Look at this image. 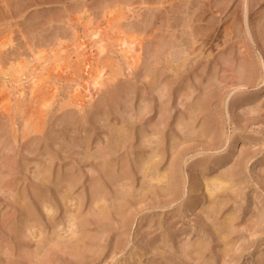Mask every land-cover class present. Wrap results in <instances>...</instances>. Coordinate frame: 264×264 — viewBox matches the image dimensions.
<instances>
[{"label":"rangeland","instance_id":"1","mask_svg":"<svg viewBox=\"0 0 264 264\" xmlns=\"http://www.w3.org/2000/svg\"><path fill=\"white\" fill-rule=\"evenodd\" d=\"M0 62L52 73L0 94V264H264V0H0Z\"/></svg>","mask_w":264,"mask_h":264},{"label":"bare ground","instance_id":"2","mask_svg":"<svg viewBox=\"0 0 264 264\" xmlns=\"http://www.w3.org/2000/svg\"><path fill=\"white\" fill-rule=\"evenodd\" d=\"M2 1V0H1ZM5 0H3L4 2ZM152 4V3H151ZM122 12V11H121ZM88 18V16L84 15L80 18V20H86ZM106 19V17H105ZM87 24H89L87 22ZM72 25V24H71ZM70 25V26H71ZM89 25H86L87 27V32H86V37L88 38H91L92 40L95 39V40H99L102 36H101V30L100 28H96L95 30H91L89 27ZM74 27V26H73ZM72 28V26L70 27ZM75 29V28H73ZM73 32V31H72ZM77 36V34H75ZM74 35V37H76ZM77 38V37H76ZM94 40V41H95ZM78 44V42H75V44ZM74 44V48L72 49L73 52H74V55L71 53L69 55V58H74V56L76 55V57H80V54H82V57L84 56L83 52H80L79 53V49L80 48H83V45H78V46H75ZM133 43H130L128 45H125L124 44V47L125 48H122L120 49L121 52L123 51L124 53H122L123 55H126L125 57L126 58H135V54L138 53V48L134 45H131ZM107 49L108 48H104L103 47V50L102 53H100L103 57L105 54H107ZM82 50V49H81ZM84 50V49H83ZM100 51V52H101ZM62 55V54H61ZM59 55V56H61ZM56 56V55H55ZM75 57V58H76ZM101 57V56H100ZM81 58V57H80ZM89 58V57H88ZM86 60V58H85ZM56 61V60H55ZM54 61V62H55ZM83 61V60H82ZM57 63H55L57 66L59 64V61L57 60L56 61ZM1 63V62H0ZM2 64V63H1ZM0 64V65H1ZM90 64V63H89ZM1 67V66H0ZM4 68V67H3ZM12 68V67H10ZM23 68V67H22ZM45 66H42V72L45 71ZM14 69V68H13ZM89 69H91L89 67ZM12 70V69H11ZM8 70V71H3L1 68H0V94L3 93L4 91H9V93L13 94V96L15 95V99H19V98H24L25 95H26V89L30 90L31 94H34L35 92L39 91L40 89H43L44 87H46L48 84H50V82L48 81V77L49 76L50 78L52 77V73L51 72H46L45 74V77L43 76L44 73L41 72V74H33V76L31 78H21L19 76H17L18 74L22 75L23 73L18 69L15 70ZM50 70V69H49ZM55 70H56V67H55ZM93 72V69L90 70V72ZM37 73V72H36ZM104 73L105 71L104 70H98L96 71L94 74H91L89 75L86 79H85V82L81 85L79 83H77L75 86H74V91L73 93L75 92V97L74 98V101L77 100V102H81L83 103V101H85L87 99L88 102H90L89 100L94 98L95 94H96V90L99 89V87L101 86L102 84V79L104 78ZM24 75V74H23ZM49 78V79H50ZM56 81V80H55ZM5 95V93H3ZM74 95V94H73ZM2 96V94H1ZM12 96V97H13ZM9 98V97H8ZM72 98V97H71ZM89 99V100H88ZM20 100V99H19ZM14 101V99H13ZM86 101V102H87ZM72 102V101H71ZM78 105V104H77Z\"/></svg>","mask_w":264,"mask_h":264}]
</instances>
